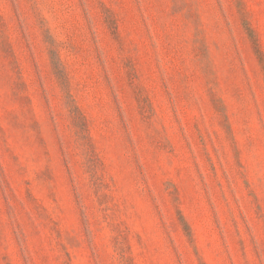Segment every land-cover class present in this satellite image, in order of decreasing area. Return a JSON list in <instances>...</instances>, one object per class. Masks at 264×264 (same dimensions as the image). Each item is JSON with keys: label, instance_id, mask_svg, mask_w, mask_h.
<instances>
[{"label": "rangeland", "instance_id": "rangeland-1", "mask_svg": "<svg viewBox=\"0 0 264 264\" xmlns=\"http://www.w3.org/2000/svg\"><path fill=\"white\" fill-rule=\"evenodd\" d=\"M0 264H264V0H0Z\"/></svg>", "mask_w": 264, "mask_h": 264}]
</instances>
